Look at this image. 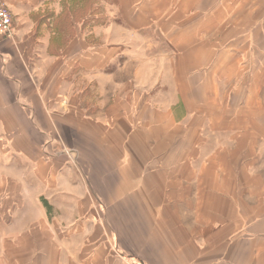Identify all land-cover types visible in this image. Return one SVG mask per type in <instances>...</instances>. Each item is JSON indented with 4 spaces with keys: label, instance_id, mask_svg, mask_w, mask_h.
Masks as SVG:
<instances>
[{
    "label": "crops",
    "instance_id": "crops-1",
    "mask_svg": "<svg viewBox=\"0 0 264 264\" xmlns=\"http://www.w3.org/2000/svg\"><path fill=\"white\" fill-rule=\"evenodd\" d=\"M0 1V264H264V0Z\"/></svg>",
    "mask_w": 264,
    "mask_h": 264
},
{
    "label": "built area",
    "instance_id": "built-area-1",
    "mask_svg": "<svg viewBox=\"0 0 264 264\" xmlns=\"http://www.w3.org/2000/svg\"><path fill=\"white\" fill-rule=\"evenodd\" d=\"M14 34L13 16L7 5L0 1V42L11 39ZM140 264V263H131Z\"/></svg>",
    "mask_w": 264,
    "mask_h": 264
},
{
    "label": "rangeland",
    "instance_id": "rangeland-1",
    "mask_svg": "<svg viewBox=\"0 0 264 264\" xmlns=\"http://www.w3.org/2000/svg\"><path fill=\"white\" fill-rule=\"evenodd\" d=\"M85 13H86V11H85ZM82 14H83V12H81V11L77 13V15H79V16H81Z\"/></svg>",
    "mask_w": 264,
    "mask_h": 264
}]
</instances>
